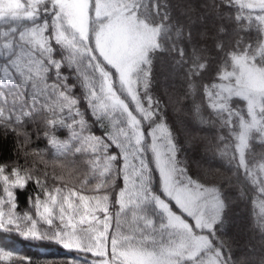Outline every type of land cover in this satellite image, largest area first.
<instances>
[{"label":"snow or ice","instance_id":"6c2138e0","mask_svg":"<svg viewBox=\"0 0 264 264\" xmlns=\"http://www.w3.org/2000/svg\"><path fill=\"white\" fill-rule=\"evenodd\" d=\"M201 8L0 0V131L16 146L0 161V264H36L6 236L91 264H238L221 236L227 188L264 231V0ZM189 102L192 125L177 127L170 111ZM200 131L214 133L206 150L225 162L224 184L189 154Z\"/></svg>","mask_w":264,"mask_h":264},{"label":"trees","instance_id":"16d2710c","mask_svg":"<svg viewBox=\"0 0 264 264\" xmlns=\"http://www.w3.org/2000/svg\"><path fill=\"white\" fill-rule=\"evenodd\" d=\"M174 3H191L198 11H202L201 5L206 0H173ZM209 47L212 46V41L208 42ZM173 82L172 79L169 81ZM175 89L177 93H182L184 90V82L182 78L176 76L174 78ZM195 103H200L199 97L194 98ZM191 102L186 103L184 110L180 113H172L170 117L177 127L183 128L184 125L191 127L194 120L193 114L190 109ZM32 133L33 144L32 147H39L45 149L47 147L46 141L36 138V125H29L27 129ZM196 130V129H193ZM42 135V134H41ZM60 138H67V131L60 134ZM199 135L207 137L203 142L197 143L195 150H190L189 154L193 156L203 168H220L221 173H216L210 176L209 179L216 183L224 184L223 175H230L224 167V161L213 154L212 151L206 150L213 143L214 133L212 131H200ZM15 137L9 134L4 136L0 131V161H7L9 158H15ZM256 152L264 151L259 144L254 145ZM38 168H43V165L37 164ZM51 171V169H49ZM194 171L200 172L203 176V170L194 165ZM34 185H30L27 191L18 192V201L20 209L23 210L28 207L27 198L34 190ZM226 194L232 199L224 216V225L221 231L222 238L227 241L233 251L234 258L238 264H264V231L255 223L250 208L247 204L239 199H235L236 190L227 188ZM21 238L18 236H6V245L8 247L14 246L19 250L21 255L31 257L36 264H70V262L78 261L79 264H91L93 257L90 253H77L63 249L61 245L54 242H20ZM15 242L14 245L12 242Z\"/></svg>","mask_w":264,"mask_h":264}]
</instances>
